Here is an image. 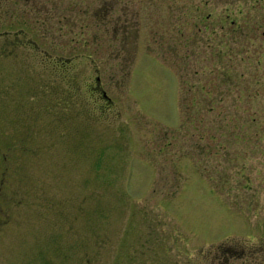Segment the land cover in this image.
Instances as JSON below:
<instances>
[{
	"label": "rangeland",
	"instance_id": "rangeland-1",
	"mask_svg": "<svg viewBox=\"0 0 264 264\" xmlns=\"http://www.w3.org/2000/svg\"><path fill=\"white\" fill-rule=\"evenodd\" d=\"M38 1L0 0V264L264 245V0Z\"/></svg>",
	"mask_w": 264,
	"mask_h": 264
},
{
	"label": "flooded vegetation",
	"instance_id": "flooded-vegetation-1",
	"mask_svg": "<svg viewBox=\"0 0 264 264\" xmlns=\"http://www.w3.org/2000/svg\"><path fill=\"white\" fill-rule=\"evenodd\" d=\"M14 1L15 0H10V4L14 3ZM10 4L9 8L12 9ZM70 4L71 2H69L68 6H70ZM42 5V2H39L38 0H23V5L20 9V13H23V16H27L28 14L30 17H32L37 13L34 12L35 10L40 11V9H42ZM39 18H41L40 23L38 22ZM44 18L45 17L41 14L36 15V32H39V27L41 29H44ZM26 25V22H24L23 24H19V27L15 28V30H13L12 32L5 29L3 33L4 35H10L13 33L16 36L19 33L25 32ZM46 29H49L47 24ZM55 30L57 31L58 29ZM34 44L38 45L37 41H34ZM92 91H99L100 97L105 100L106 104L111 101L110 96L99 84L98 74H95L94 76ZM212 264H264V245L263 243H246V245H237L236 243H232L229 246L227 245L225 247L217 246L212 255Z\"/></svg>",
	"mask_w": 264,
	"mask_h": 264
}]
</instances>
